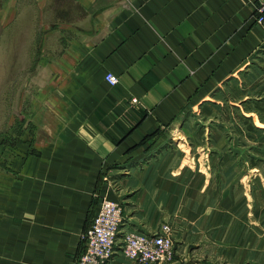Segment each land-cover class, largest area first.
<instances>
[{"label":"crops","instance_id":"crops-1","mask_svg":"<svg viewBox=\"0 0 264 264\" xmlns=\"http://www.w3.org/2000/svg\"><path fill=\"white\" fill-rule=\"evenodd\" d=\"M110 1L0 0V43L29 10L57 43L39 56L33 125L0 130V264H76L103 195L123 206L119 239L170 223L164 264H264L258 0ZM107 264L141 263L118 249Z\"/></svg>","mask_w":264,"mask_h":264},{"label":"rangeland","instance_id":"rangeland-1","mask_svg":"<svg viewBox=\"0 0 264 264\" xmlns=\"http://www.w3.org/2000/svg\"><path fill=\"white\" fill-rule=\"evenodd\" d=\"M121 2H123V0H111L101 6V8H113ZM86 10L82 8L80 14L81 18L90 16L89 11L87 13ZM36 12H38V18L33 20V17H30V13L33 14V11H27L26 20L24 18L21 24L16 26L13 30V34H17L13 35L14 37H17V41H3L0 43V130H2V132H8L5 137V140H7L6 142H9V138L15 136V134H20L26 126L30 129L32 121L29 115L32 108V102L35 99V88L42 81V75L37 72V66L39 65L40 60L39 56L42 55L43 50L57 47L56 42L49 40L44 41L42 39L45 30L43 31L42 26L39 24L40 15L43 14L44 16L47 11H44L43 13L41 10H37ZM74 12L75 11L72 10L70 13H67L66 19L73 22L74 15L77 16V13L74 14ZM86 27L87 28L85 29H88L89 25ZM27 38H31L32 41L26 40ZM66 39L67 40L62 42L61 45L68 42V38ZM33 94L34 96H32ZM213 103L216 104L215 101ZM243 105L245 104L243 103ZM196 110L197 111L190 110L189 114L195 115L198 113V121L199 123H202L203 121L200 114L203 112V107H198ZM207 114L211 115L212 113ZM208 124L212 127L217 124V121H208ZM18 130L19 133H17ZM181 139L185 140L184 137ZM173 142L174 143H171V145H168V148L174 149L175 143L180 145L177 138H175ZM171 234L174 242L173 255L171 258L163 262L150 264L169 263L174 259L176 243L173 237V229Z\"/></svg>","mask_w":264,"mask_h":264},{"label":"built area","instance_id":"built-area-1","mask_svg":"<svg viewBox=\"0 0 264 264\" xmlns=\"http://www.w3.org/2000/svg\"><path fill=\"white\" fill-rule=\"evenodd\" d=\"M256 14L259 23L264 24V0H258ZM106 79L111 85H117L119 78L107 73ZM138 102L137 98H132ZM123 206L103 195L91 223L82 234L83 247L76 264H107L120 249L126 256L141 264L163 262L173 255L174 242L172 226L164 223L156 233L124 232Z\"/></svg>","mask_w":264,"mask_h":264}]
</instances>
